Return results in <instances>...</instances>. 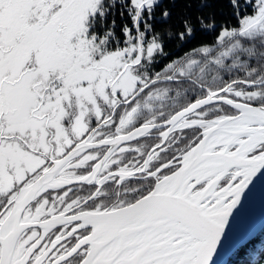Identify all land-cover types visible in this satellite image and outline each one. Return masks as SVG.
<instances>
[{
  "label": "snow or ice",
  "instance_id": "obj_1",
  "mask_svg": "<svg viewBox=\"0 0 264 264\" xmlns=\"http://www.w3.org/2000/svg\"><path fill=\"white\" fill-rule=\"evenodd\" d=\"M230 2L169 60L160 0H0V264H264L231 232L264 183V0Z\"/></svg>",
  "mask_w": 264,
  "mask_h": 264
},
{
  "label": "trees",
  "instance_id": "obj_2",
  "mask_svg": "<svg viewBox=\"0 0 264 264\" xmlns=\"http://www.w3.org/2000/svg\"><path fill=\"white\" fill-rule=\"evenodd\" d=\"M165 9L170 12V15L166 19L161 17V13ZM251 11L252 9L249 8L248 12ZM233 12L234 9L230 0H165L161 7H156L155 18L152 23L155 30L161 33L165 43V50L171 53L168 59L171 60L173 57H179L189 49L195 48L197 45L214 41L217 34L221 31L222 25L235 26L237 24V19L233 15ZM198 17H202L204 21L213 20L215 23V30L208 31L202 28ZM116 18L119 20L116 21L115 32L119 39L123 41L124 37L121 33V26L125 22L131 26L132 21L128 18L127 13H124L123 18H121L118 11L115 15V19ZM186 20L191 22L195 31L193 36L186 38V42L181 46L178 34L185 31L183 22ZM168 28L174 33L172 39H169L168 36L164 34V30ZM199 28H201V30H198ZM203 31H207V34L203 33ZM157 67H160V65H157ZM260 245L261 242L258 243L257 238L253 239L252 245H250V247L254 246L255 249L251 253V259L254 262L260 259V256H257V254L261 252L259 249ZM232 264H246V262L242 259V254H240Z\"/></svg>",
  "mask_w": 264,
  "mask_h": 264
},
{
  "label": "water",
  "instance_id": "obj_3",
  "mask_svg": "<svg viewBox=\"0 0 264 264\" xmlns=\"http://www.w3.org/2000/svg\"><path fill=\"white\" fill-rule=\"evenodd\" d=\"M264 230V183H258L252 190V194L245 199L241 208L234 216L231 224L232 233H247L257 238L260 231ZM239 255L229 251L222 254L218 264H231Z\"/></svg>",
  "mask_w": 264,
  "mask_h": 264
},
{
  "label": "bare ground",
  "instance_id": "obj_4",
  "mask_svg": "<svg viewBox=\"0 0 264 264\" xmlns=\"http://www.w3.org/2000/svg\"><path fill=\"white\" fill-rule=\"evenodd\" d=\"M263 237H264V230H263V231H260V232L258 233V235H257L258 243L261 242V245H260V248H259L261 252H262L263 249H264V238H263ZM261 252H260V253H261ZM260 253H258L257 256H260ZM238 257H239V256H238ZM238 257H237V258H238ZM235 260H236V259H235ZM235 260H234V261H235ZM231 264H232V263H231Z\"/></svg>",
  "mask_w": 264,
  "mask_h": 264
},
{
  "label": "flooded vegetation",
  "instance_id": "obj_5",
  "mask_svg": "<svg viewBox=\"0 0 264 264\" xmlns=\"http://www.w3.org/2000/svg\"><path fill=\"white\" fill-rule=\"evenodd\" d=\"M165 2V0H160V4H159V6L161 7L162 5H163V3ZM111 19V18H110ZM119 19L118 18H116L115 19V21H118ZM200 22V21H199ZM198 30H201V28H199ZM203 33H205V34H207V31H203Z\"/></svg>",
  "mask_w": 264,
  "mask_h": 264
},
{
  "label": "rangeland",
  "instance_id": "obj_6",
  "mask_svg": "<svg viewBox=\"0 0 264 264\" xmlns=\"http://www.w3.org/2000/svg\"><path fill=\"white\" fill-rule=\"evenodd\" d=\"M162 1V0H161Z\"/></svg>",
  "mask_w": 264,
  "mask_h": 264
}]
</instances>
